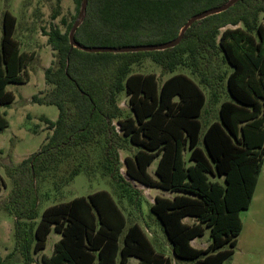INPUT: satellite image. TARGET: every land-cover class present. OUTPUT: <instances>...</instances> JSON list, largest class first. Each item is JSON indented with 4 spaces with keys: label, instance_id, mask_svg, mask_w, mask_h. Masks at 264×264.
<instances>
[{
    "label": "trees",
    "instance_id": "obj_1",
    "mask_svg": "<svg viewBox=\"0 0 264 264\" xmlns=\"http://www.w3.org/2000/svg\"><path fill=\"white\" fill-rule=\"evenodd\" d=\"M228 1L89 0L75 38L89 47L162 44L175 39L192 16ZM73 2L77 14L66 31L57 27L46 33L55 58L45 70L52 89L32 98L59 109L56 121L42 119L53 132L36 154L18 166H5L14 188L0 208L16 215V245L0 264H15L17 253L22 264H32L31 253L43 252L52 232L62 237L51 256L43 255V264H133L131 258L138 264H172L119 205L126 199L133 204L137 193L120 173L122 150L130 152L124 158L127 178L175 194L158 195L150 205L175 258L192 264L230 260L243 229L240 212L251 205L264 163V0H239L225 12L196 21L174 48L117 54L71 47L69 33L82 0ZM16 26L17 18L5 11L0 21V131L9 126L1 108L15 100L7 86L30 79L32 55L21 50ZM144 58L169 73L186 67L191 76L173 74L161 82L154 73L132 72ZM121 93L128 98V112L120 107ZM99 144L100 164L116 182L119 202L110 192L97 191L49 206L36 223L37 179L66 157ZM154 162L155 176L149 171ZM80 166L71 179L83 171ZM4 184L0 175V191ZM206 228L208 246H192Z\"/></svg>",
    "mask_w": 264,
    "mask_h": 264
},
{
    "label": "rangeland",
    "instance_id": "obj_2",
    "mask_svg": "<svg viewBox=\"0 0 264 264\" xmlns=\"http://www.w3.org/2000/svg\"><path fill=\"white\" fill-rule=\"evenodd\" d=\"M7 10L17 18L15 38L20 41L21 50L32 55V60L27 66L30 74L29 81L22 84H9L7 89L14 93L15 100L10 106L1 108V112L6 114L9 126L0 131V175L5 180L0 191V201L8 198L14 188L5 166L9 163L18 166L24 159L36 154L53 132L42 119L48 118L56 121L59 117V109L55 105L34 103L32 98L35 95L40 97L46 95L52 89L46 84L45 70L52 66L55 58L52 47L48 44L46 33L57 27L65 32L66 23H69L77 14L73 0H61V2L57 0H0L1 22ZM262 21L264 22V17ZM132 72L154 73L161 82L173 74L183 73L191 76L190 70L186 67H179L174 73H169L154 63L151 58H144L140 63L135 64ZM205 91L210 99V91L207 88ZM227 98L228 95L224 94L223 99ZM119 103L122 109L129 111L128 98L125 93L119 95ZM84 148L77 155L66 157L62 163L37 179L39 215L36 223L40 221L44 210L49 206L68 202L76 197H87L97 191L106 190L119 202L120 192L117 190L116 182L110 174L104 172L100 164L103 148L100 144ZM128 154L130 152L125 150L120 152L122 163L120 173L133 185L137 193L133 195L135 200L133 204L126 199L119 205L130 217V222H138L145 230H148L157 251L170 257L175 264H192L191 261L175 258L160 222L150 211V205L155 199L154 195L162 190L146 187L126 177L124 158ZM82 155L83 158H81ZM77 166H80L83 171L71 179V171ZM156 167L157 162L153 163L150 169L153 176H155ZM240 217L243 229L238 236L235 254L223 264H264V163L251 205L247 210L240 212ZM16 219L14 211L9 212L0 208V259H5L15 250ZM60 238V235L52 232L46 249L38 254L31 253L32 264H43V255L51 256ZM209 242L210 230L206 228L205 234L195 240L194 246L206 248ZM14 259L15 264L23 262V256L20 253H17Z\"/></svg>",
    "mask_w": 264,
    "mask_h": 264
},
{
    "label": "water",
    "instance_id": "obj_3",
    "mask_svg": "<svg viewBox=\"0 0 264 264\" xmlns=\"http://www.w3.org/2000/svg\"><path fill=\"white\" fill-rule=\"evenodd\" d=\"M239 0H229L222 6L214 7L207 9L201 13H198L192 16L186 24L182 27L179 35L170 41H167L162 44H153V45H132V46H121V47H110V46H99V47H89V46H82L79 42H77L75 38V34L77 29L81 26L83 21L85 20L88 3L89 0H82L79 15L75 20L73 27L69 33V41L72 48H78L82 51L88 53H137V52H153V51H164L167 49H171L179 45L186 33V31L196 22L199 20H203L211 15L220 14L222 12L227 11L233 5H235Z\"/></svg>",
    "mask_w": 264,
    "mask_h": 264
},
{
    "label": "crops",
    "instance_id": "obj_4",
    "mask_svg": "<svg viewBox=\"0 0 264 264\" xmlns=\"http://www.w3.org/2000/svg\"><path fill=\"white\" fill-rule=\"evenodd\" d=\"M197 80V79H196ZM206 92V91H205ZM155 163V162H154ZM153 165V164H152ZM152 165L150 166V168H149V171H150V169H151V167H152ZM166 196V197H173L175 194L174 193H171V192H168V191H161V192H159V193H156L155 195H154V197H156V196ZM153 203H154V201H153ZM185 221L186 222H188V223H191V222H193V220L192 219H190V218H187V219H185ZM145 230V229H144ZM146 231V233H147V235H148V237H149V239L151 240V236H150V234H149V232H148V230H145ZM58 235H60V234H58ZM50 236V235H49ZM60 237H62L61 235H60ZM167 237V236H166ZM49 239V238H48ZM61 239V238H60ZM196 239H198V238H196ZM196 239H194V240H192L191 241V244H192V246H194V242H195V240ZM152 242V241H151ZM168 242H169V240H168ZM57 243V242H56ZM153 244V243H152ZM169 244H170V246H171V243L169 242ZM154 246V245H153ZM195 247V246H194ZM154 248H155V246H154ZM171 248H172V246H171ZM156 249V248H155ZM200 249H205V248H200ZM156 251H157V249H156ZM157 252H159V251H157ZM159 253H161V252H159ZM161 254H163V253H161ZM166 256V255H165ZM166 257H168V256H166ZM170 258V257H169ZM136 261H135V260ZM171 259V258H170ZM172 260V259H171ZM130 261H131V263H133V264H138V260L136 259V258H131L130 259ZM172 264H175L174 263V261L172 260Z\"/></svg>",
    "mask_w": 264,
    "mask_h": 264
}]
</instances>
